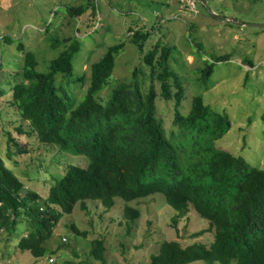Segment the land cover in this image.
I'll list each match as a JSON object with an SVG mask.
<instances>
[{
  "label": "trees",
  "instance_id": "16d2710c",
  "mask_svg": "<svg viewBox=\"0 0 264 264\" xmlns=\"http://www.w3.org/2000/svg\"><path fill=\"white\" fill-rule=\"evenodd\" d=\"M70 11L80 16L86 9L76 6ZM92 18L88 27L95 23ZM150 34L146 29H136L131 37L144 52L150 71L147 92L138 82H121L107 98L101 95L112 80L124 42L109 46L104 56L92 63L89 85L80 100L71 90L73 84L86 80L85 75L75 77L74 73L73 60L81 45L78 37L66 39L70 44L45 71L39 70L31 50L24 51V64L17 70L0 66V72L11 77L7 80L12 89L8 104L17 109L21 121L15 132L7 135V157L17 161L18 155L30 151L27 137H36L41 144L54 146L60 152H74L89 161L86 166L68 165L59 177L52 175L54 183L48 196L43 197L30 190L14 167L6 166L0 156V237L4 232L12 238L18 236L17 225L26 223L27 232L19 237L18 247L39 259L60 218L72 214L76 205L91 213L93 202L102 203L100 216L90 222L95 225L103 221L104 214H111L115 198L121 197L122 210L111 215L110 220L117 216L126 218L129 224L141 214L129 202L159 193L180 216L190 207L195 209L214 232V239L210 244L195 241L185 247L178 240H165L149 264H264V169L215 146L231 121L226 114L204 104L202 96L193 98L187 115L181 114L182 84L169 70L174 48L157 43L145 52ZM212 71L213 65L202 68L201 78ZM171 77L174 80L170 81ZM156 79L161 87L159 95L166 100L173 98L172 87H177L174 124L183 131L195 132L203 142L197 141L204 153L186 150L167 136L157 116ZM1 85L0 79V96L8 92ZM41 167L33 166L32 176L40 177ZM24 174L32 180L30 171ZM69 227L78 235L88 236L89 230H80L76 223ZM103 234L91 240V255L105 262L107 237ZM66 241L65 237L62 243Z\"/></svg>",
  "mask_w": 264,
  "mask_h": 264
},
{
  "label": "rangeland",
  "instance_id": "374dc122",
  "mask_svg": "<svg viewBox=\"0 0 264 264\" xmlns=\"http://www.w3.org/2000/svg\"><path fill=\"white\" fill-rule=\"evenodd\" d=\"M207 1L216 13L244 24L210 15L201 0H0V66L17 70L24 64V51L31 50L39 70L45 71L50 61L70 44L66 39L78 37L81 45L73 60L74 73L75 77L85 75L86 80L73 84L71 90L80 100L89 85L92 63L100 60L109 46L124 42L116 58L111 85L105 86L101 95L107 98L111 89L121 82H138L147 92L150 71L144 52L131 38L136 29H146L151 34L145 43V52L157 43L174 48L169 70L175 72L174 77L182 84L181 114L187 115L193 98L202 96L204 104L226 114L231 121L228 131L215 141V146L243 156L252 166L264 169V25H260L264 23V0ZM76 6L86 11L80 16L73 15L70 8ZM92 16L95 23L88 27ZM208 65H213L212 73L201 78V69ZM8 76L7 72H0L1 87L8 91L0 96V156L6 166L14 167L16 175L30 190L47 197L54 183L52 175L59 177L70 164L86 166L88 159L41 144L36 137H27L30 151L18 155L17 161L7 157V135L15 132L21 122L17 109L8 104L12 99ZM154 84L159 95L158 79ZM176 90L177 87H172V99L166 100L160 95L156 98L157 116L172 141L186 150L204 153L197 141L203 142L195 137V132L183 131L174 124ZM33 166L41 167L40 177L32 176ZM25 170L31 172L32 180L25 176ZM123 200L116 197L111 214H104L103 221L95 225L90 222L100 216L102 203L93 202L91 213L76 205L72 214L60 218L52 237L45 243L44 256L39 259L19 249L18 240L25 236L27 224H18V236L12 238L4 232L0 237V264H149L165 240H178L185 247L195 241L210 244L214 239V232L195 209L190 207L180 216L159 193L129 202L141 211L134 223L128 224L126 218L121 220L117 216L110 220L111 215L122 210ZM74 223L80 230L88 229V236L70 229ZM101 234L107 237L105 262L91 255V240ZM65 237L67 241L62 243ZM50 257L55 262L50 263Z\"/></svg>",
  "mask_w": 264,
  "mask_h": 264
},
{
  "label": "water",
  "instance_id": "95a60500",
  "mask_svg": "<svg viewBox=\"0 0 264 264\" xmlns=\"http://www.w3.org/2000/svg\"><path fill=\"white\" fill-rule=\"evenodd\" d=\"M201 3L205 6V8L208 10V12L210 13V15H213L215 17H219L221 19H224V20H227V21H230V22H233V23H240V22H237L233 17H226L224 15H221V14H218L216 13L212 8L211 6L209 5L208 1L207 0H201ZM240 24H244V23H240ZM260 25H264V23L260 24Z\"/></svg>",
  "mask_w": 264,
  "mask_h": 264
},
{
  "label": "clouds",
  "instance_id": "9594fccd",
  "mask_svg": "<svg viewBox=\"0 0 264 264\" xmlns=\"http://www.w3.org/2000/svg\"><path fill=\"white\" fill-rule=\"evenodd\" d=\"M53 259V261H50L51 262H55V259L53 257H50L49 260Z\"/></svg>",
  "mask_w": 264,
  "mask_h": 264
},
{
  "label": "built area",
  "instance_id": "2783aa9c",
  "mask_svg": "<svg viewBox=\"0 0 264 264\" xmlns=\"http://www.w3.org/2000/svg\"><path fill=\"white\" fill-rule=\"evenodd\" d=\"M50 261H53V259H51Z\"/></svg>",
  "mask_w": 264,
  "mask_h": 264
},
{
  "label": "crops",
  "instance_id": "0c3cea01",
  "mask_svg": "<svg viewBox=\"0 0 264 264\" xmlns=\"http://www.w3.org/2000/svg\"><path fill=\"white\" fill-rule=\"evenodd\" d=\"M139 20H141V19H139Z\"/></svg>",
  "mask_w": 264,
  "mask_h": 264
}]
</instances>
